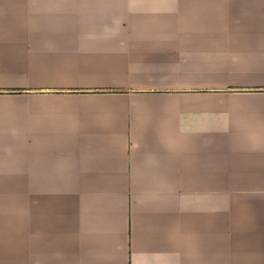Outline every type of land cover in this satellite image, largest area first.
Here are the masks:
<instances>
[{
  "label": "crops",
  "instance_id": "crops-1",
  "mask_svg": "<svg viewBox=\"0 0 264 264\" xmlns=\"http://www.w3.org/2000/svg\"><path fill=\"white\" fill-rule=\"evenodd\" d=\"M0 264H264V0H0Z\"/></svg>",
  "mask_w": 264,
  "mask_h": 264
},
{
  "label": "bare ground",
  "instance_id": "bare-ground-1",
  "mask_svg": "<svg viewBox=\"0 0 264 264\" xmlns=\"http://www.w3.org/2000/svg\"><path fill=\"white\" fill-rule=\"evenodd\" d=\"M127 92V91H126Z\"/></svg>",
  "mask_w": 264,
  "mask_h": 264
}]
</instances>
